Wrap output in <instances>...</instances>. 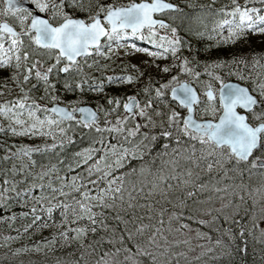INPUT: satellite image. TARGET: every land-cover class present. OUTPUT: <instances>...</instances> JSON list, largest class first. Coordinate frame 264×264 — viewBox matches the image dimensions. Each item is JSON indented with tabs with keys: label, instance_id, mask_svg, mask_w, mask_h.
<instances>
[{
	"label": "snow or ice",
	"instance_id": "snow-or-ice-1",
	"mask_svg": "<svg viewBox=\"0 0 264 264\" xmlns=\"http://www.w3.org/2000/svg\"><path fill=\"white\" fill-rule=\"evenodd\" d=\"M215 0L208 5H201V8L207 7L211 9ZM258 3L264 7V0H258ZM248 0H245V6L241 7L236 4V0H232V7L221 6L216 9V15L223 14V18L219 19L215 24V29L221 30L227 28V38L221 34V39L227 42H234L237 39L244 37L247 32L262 33L264 34V11L257 7H248ZM28 5H31L29 7ZM65 7L79 8L81 11L91 12L92 14L87 19L73 18L67 12L64 11ZM191 8L193 5L188 4ZM37 13L44 14L38 15ZM102 15V20H101ZM0 16L4 17L0 21V69H10L11 75L5 78V82L0 84V89L8 88V92L11 95V86L14 84L19 90L21 95L13 97L11 100H5L0 103V117L7 119L10 123L7 126V131L10 135L24 136V135H43L44 137L51 136L54 140L52 145H49V150L56 147V133L59 132L64 137L63 142H71V138L66 135V130L61 127L66 121H74V125H68V127L81 126L88 132L98 133H124L127 132L128 137L135 136L139 133L140 124H136L135 128L125 129V122L129 118L135 119L139 116L143 121L144 126H150L152 128L157 127V121L154 119L161 118L159 122V135L165 140H171L175 138L177 143L181 142V137L187 138L192 142H198L201 145V160L207 162V169L210 171L214 168V164L211 160H207V157L215 156V166L224 169L226 164H231L233 171H238L243 165V170L248 171L250 169H260V175L264 180V77L261 78L259 84L256 83L255 78H252V87L241 86L231 82H225L219 75H214L211 71H207L209 68L224 67V61L213 62L207 65L206 74L211 77L219 88L213 90L211 84L205 83L203 91L198 95L187 83L177 82L176 76H171L166 83H160L159 87L152 88L151 84H146L142 91L145 93L147 99L141 106L140 102L135 96H128L123 102V110L125 115L123 118L116 117L115 123H110L107 117L113 114L121 104L119 98L113 100L112 97H108L107 103L109 108L107 111L103 107L97 108L93 111L87 107H77L75 104L71 108L69 107H57L55 105V95L47 96L48 99L53 101L52 107H44L32 99L28 94V89L25 87L33 78L37 81V84H32V88L35 89L38 84H42L47 94L53 90V85L50 82V76L54 69L58 73H68L70 70L75 71L77 74H81V79L74 82L75 90H81L84 84H87V80L83 79V68L80 66L78 58L87 59L93 53L95 55H105L102 51L103 47L107 46L109 53L112 52L113 46L119 47L125 39L135 38L143 40L146 43H150L154 48L158 49L155 52L149 51L145 48H137L135 44H129L134 51L147 52V54L153 58H161L171 53L173 57H177V53L181 47H188L187 44H183L178 36V28L175 26L176 21H183L186 18V14L178 3L170 2V0H140V2L130 3L126 6H116L114 4H97L93 11V5L88 3L85 5L83 0H69L66 4L65 0H3L2 6H0ZM9 18L13 24L8 22ZM197 19V17H192ZM103 21V22H102ZM104 25H107L105 27ZM18 27V31L16 30ZM159 30H164V35L160 34ZM168 33L171 35L169 36ZM195 35H203V33H194ZM159 36V43L156 37ZM46 56L51 62L45 67L44 61L39 57ZM37 57V59H33ZM105 58L110 57L105 55ZM261 60H264V55H256L253 53L251 59V67H256L261 64ZM189 61L187 59L180 60L179 69L181 73H187L192 76L193 79H197L200 73L194 72L192 67H189ZM228 64L235 63L243 66L249 64V61L245 58H234L227 62ZM62 65V66H61ZM91 67V65H89ZM43 69V70H41ZM160 72H169V67L158 68ZM136 71H139L138 69ZM143 75V73H141ZM227 75L236 76L239 80L247 82L249 77L245 76L242 72H229ZM138 77L133 75H121V76H109L108 82H120L126 84H133L137 81ZM150 79V78H149ZM10 82V83H9ZM173 82H176L175 84ZM64 87L71 90L69 83L65 82ZM92 91L99 92L101 88L96 85L95 80L91 86ZM170 89L167 94L171 97V101L181 109H185V113L182 115L174 107L169 108L168 104H164V108L167 111H161L158 107H152V100L156 99L161 101V98L166 95L165 90ZM201 95L205 100L201 101ZM217 97L218 104L217 107ZM41 99H45V96H41ZM201 103L204 104L203 109L200 110L201 116L207 114L213 119L209 120H197L195 115L200 108ZM240 110H243L242 112ZM43 111L45 114L43 117L38 115ZM76 113H79L77 118ZM98 113H102L106 118L104 120V127H100L98 124ZM218 113V116H217ZM24 117H27L25 119ZM175 129V131H173ZM0 131H3L0 129ZM148 138L147 134L141 135V141ZM151 140H155L156 136L152 135ZM103 140V136H101ZM61 142V146L63 144ZM95 142V141H94ZM144 145L140 142L133 145V150L125 148L122 153L117 155L114 164L116 167L123 165V162L129 157L134 156L136 151H139ZM192 147L193 153L195 152L194 145ZM115 148V145L112 146ZM163 148L167 150L168 144H164ZM40 151L41 148H28L21 146L17 148L16 152L12 153L14 157L23 156L31 159L32 151ZM226 150V151H225ZM187 149H185V152ZM86 155L76 153V156H80L79 164H86L87 160L91 159L94 154L93 149H85ZM165 153H161L164 155ZM5 161L9 159L5 154L3 157ZM105 159L103 155L100 156L95 163L88 165V176L97 174V180L102 179L106 185L105 188H98L97 194H92L86 186L80 183V180L73 176L69 182L70 186L74 189L85 187L84 191H80L81 200L76 201L79 206V217L87 218L95 223L93 219L95 213L92 212V208L98 205L90 203V201H98L99 205L104 207H114L116 201H123L127 204L128 208H133L134 205L129 202L135 197L131 194L128 195L127 201L124 200L125 191L131 192V189L124 187V181L121 177H112L111 169L113 164L104 165L101 167V162ZM188 159V157H185ZM165 163H172L175 165L176 161H166ZM193 167L197 165V159L193 156L191 158ZM55 168V165L52 166ZM22 170V169H21ZM52 169H49L50 172ZM15 174V169H12ZM136 171V170H133ZM140 172H144L145 169H140ZM251 174V173H250ZM43 175H48L45 172L41 175L40 179H43ZM191 177V171L187 173ZM175 175L172 179H175ZM36 178L33 177V180ZM61 180L60 189L48 185H36L33 183L32 188L49 187L53 192H58L60 195H67L63 192L65 187L62 177H58ZM119 179V183L117 180ZM168 179L167 176L161 172L159 176H154L152 187L149 189V195L158 192L161 197L166 198V191L163 189V184ZM4 191L0 193V201H7L9 197L7 193L11 190L16 191L15 184L12 188H8L9 181L7 178L3 181ZM89 183L95 184V180H90ZM192 183L190 180L181 179L180 185L186 186ZM194 191H185V198H191L196 192H200L209 188L207 184H195L192 183ZM172 186L169 185V188ZM238 187H243L239 185ZM133 189L136 192H141V188L133 185ZM212 192H223L224 189L218 187H211ZM260 191L264 193V183L261 185ZM17 196L23 197L24 194L31 196V192L28 188H25L22 192L16 193ZM236 196L237 201L241 199L238 193H233ZM43 199V197H40ZM106 199H110L112 203H106ZM39 203V200H37ZM197 204L202 202L197 201ZM59 203L52 205L49 208L44 209L45 212L51 213L53 207H59ZM180 206L183 208L184 201H180ZM232 206L231 200L221 204V208L207 209V214L211 215L213 211L223 215L224 221L233 222L239 224L238 221H232L230 215L224 211V209ZM43 208V205H41ZM139 207H144L139 205ZM151 212L152 205L148 206ZM238 210L239 205L232 206ZM67 213L69 208L68 203L63 204ZM163 209L157 213L158 216L163 215ZM191 213L197 211L203 213V208L189 209ZM73 216H77L75 207L72 209ZM35 214V208L33 209ZM234 211L232 215H236ZM179 215H183L180 213ZM36 220L40 217L36 216ZM151 218V216H149ZM193 218L192 216L189 217ZM9 220L13 217H8ZM119 219V217H117ZM178 214L173 212L169 216V220H177ZM218 219V217H213ZM261 219H264V209L261 210ZM200 224L207 223L201 219L198 221ZM158 224L163 225V220H158ZM150 226L146 224H139L135 227V233L143 235L145 230ZM188 225L179 223V227L174 231H180L187 228ZM163 229H155L151 231V234L147 236L145 240V247L137 246V254L149 255L152 259V264H170L171 255H181L180 253L170 252V246L165 240L163 235L158 236V232H162ZM243 228L240 229V234H243ZM264 233V230H261ZM84 229L76 228L73 230V239L77 236H82ZM64 236L65 233H60ZM129 239H132V233H128ZM198 236H202V233H197ZM223 235L228 238L227 248H231L233 236L231 230L227 227L223 229ZM251 235V230H249ZM67 238V237H65ZM9 239V237H5ZM160 241H164L162 245ZM186 243V242H185ZM217 246L225 247L220 239L214 241ZM156 249V253H150L147 248ZM127 251V249H125ZM119 251V250H118ZM211 251V249H208ZM240 253H245V248H239ZM108 255V253H105ZM165 257H168L166 260ZM107 264V262H103Z\"/></svg>",
	"mask_w": 264,
	"mask_h": 264
},
{
	"label": "trees",
	"instance_id": "trees-1",
	"mask_svg": "<svg viewBox=\"0 0 264 264\" xmlns=\"http://www.w3.org/2000/svg\"><path fill=\"white\" fill-rule=\"evenodd\" d=\"M133 0H83L85 5L91 3L93 5V11L97 4H114L124 5ZM173 3H178L186 14V18L181 21L174 22L178 27V36L183 44H187L188 47H181L177 53V57H173L171 53H168L163 57L164 66L169 67L170 74L179 66L180 60L187 59L189 67L193 68L194 72L204 73L206 67L213 62L224 61V67L209 68L207 71H216L221 75L224 81L235 80L242 84L252 85V78H255L256 83L261 82V78L264 77V67L257 65L251 67V59L253 53L256 55H264V48L257 49L253 44V36L256 33L247 32V34L235 40L234 42H225L220 39V33L217 36V29H215V19L223 17V14L216 15V9L221 6L232 7V0H215L211 9L201 5H208L212 3V0H170ZM69 0H65L67 4ZM191 3L193 7L189 8L188 4ZM236 4L245 6V0H236ZM248 7L261 8L264 11V7L258 3V0L248 1ZM64 11L72 17H79L81 19H87L91 12L81 11L77 8L65 7ZM197 17V19H192ZM227 28L223 29L224 37L227 38ZM201 32L203 35H195L194 33ZM138 44H148L154 49V52L158 49L152 47L149 43H143L138 41ZM94 53L85 59H79V62H85L86 67L83 69V79L89 80L87 77L88 71L95 66L103 65L94 61L89 63L94 58ZM245 58L249 61V64L240 66L235 63L228 64V61L234 58ZM35 57H33L34 59ZM168 62V63H167ZM261 64H264V60H261ZM91 65V67H89ZM134 66L120 68L124 69L123 72L132 73ZM229 72H242L249 79L247 82L239 80L236 76L227 75ZM167 72H161V75H165ZM225 74V75H224ZM11 75V70L0 69V84L5 82V78ZM169 76V75H168ZM150 78V79H149ZM81 79V74H77L75 71H69L68 73H53L50 76V82L53 85V90L45 93V89L42 84H38L35 89L32 88V84H37V81L33 78L26 86L29 96L38 101L40 104L48 105L53 103L47 96L55 95V102H59L65 106L72 107L81 104H94L105 107L108 110V97H112L113 100L119 98L122 102L128 93L134 91L124 88L119 83H112L105 85L107 87H101V91H92L91 85L84 84L81 90H75L74 82ZM141 85L136 89V96L139 98V92L146 84H151L160 80V77L155 75H144ZM62 80V81H61ZM65 82L69 83L71 90L64 87ZM10 83V82H9ZM14 84H10L12 87ZM129 87V86H127ZM8 90V88L0 89V94ZM41 96H45V99H41ZM45 107V106H44ZM121 106L107 119L110 123H115L116 117L122 113ZM98 124L100 127H104V120L106 119L102 113H98ZM199 113H197L198 115ZM41 117L45 114L43 111L38 113ZM201 116V114H200ZM203 117H211L209 115H203ZM25 118V117H24ZM212 118V117H211ZM74 121H66L61 127L66 130V135L71 138V142H63L64 137L56 133V147L49 150L48 146L54 143L51 136L44 137L43 135H24L16 136L10 135L0 122V193L4 191L5 178L8 179V188L11 189L15 184L16 191H9L7 201H0V234L7 235V237H14L18 239H27L30 243L53 241L51 246V253L56 261L71 260L73 262L83 264H152L151 256L137 254V246L145 247V240L151 231L155 230L148 228L143 235L132 233V239H129V235L121 232L122 229L117 225L116 227L107 228L106 219H101L99 222L92 223L88 219L81 218L71 222V227L84 229L82 236H77L73 239V232L71 228L66 227V220L69 216L65 217L63 211V204L70 198L78 199L82 187L74 189L70 186L69 182L73 176L80 180V183L85 186L90 180L97 178V174L88 176V165L95 163L96 160L103 155L105 158L113 153H118L122 149L123 142L122 135L117 133H98L95 131L88 132L81 126L68 127V125H74ZM156 131L150 132L151 135H157L155 141L150 144V148L141 156L136 157L128 163H123L122 166L116 167L113 170L112 177L125 175L128 172L135 175L140 169H147L152 171L159 169L163 166L165 153L175 144L171 140H165L159 135L160 129H152ZM103 136V140H101ZM95 141V142H94ZM61 142H63L61 146ZM168 144L167 150L163 148L164 144ZM115 145L113 149L112 146ZM21 146L36 149L41 148L40 151H32L31 159L23 156L22 154L17 158L12 155L16 152L17 148ZM85 149H93L94 154L91 159L87 160L86 164H79L80 156H76V153H81L83 156ZM8 155L9 159L5 161L3 157ZM105 159L101 162V167L106 165ZM55 165L53 169L52 166ZM12 169H15L13 174ZM22 169V170H21ZM49 169H52L50 172ZM136 170V171H133ZM48 172V175H43V179H40L41 175ZM33 177L36 179L33 180ZM58 177H62L65 187L63 192L67 195H60L58 192H53L49 187L32 188L31 185H48L60 189L61 180ZM105 185L102 179L99 180L97 186L100 188ZM25 188H28L31 192V196L24 194L23 197L17 196L16 193L22 192ZM43 197V199H40ZM39 200V203H37ZM59 203V207H53L51 213H47L44 209L51 207L54 204ZM43 205V208L41 207ZM35 208V214L33 209ZM6 212V213H5ZM5 213V214H4ZM183 213V215H179ZM178 221L175 226H167L162 228V232H158L157 235H163L165 240L170 246V252L180 253L181 255H171L170 264H264V248L263 246L253 245V231L254 226L250 224L247 216H236L232 218V221H238L239 224L231 222L229 229L231 230L233 240L231 248L228 249V238L223 235V229L225 222L223 216L219 214H211L195 216L190 211H179ZM36 216L40 219L36 220ZM192 216L193 218H189ZM8 217H13L9 220ZM218 217V219H213ZM205 220L207 223L200 224L199 220ZM179 223L187 224L188 227L181 229L180 231H174L179 227ZM243 228V234H240V229ZM251 230V235H249ZM60 233H65L61 236ZM120 233V235H118ZM197 233H202V236H198ZM185 235V237H184ZM119 236V237H118ZM67 237V238H65ZM252 237V238H251ZM220 239L225 245L224 248L218 249L214 241ZM186 242V243H185ZM163 245L164 241H160ZM212 245H216L215 247ZM245 248V253H240L239 248ZM127 249V251L125 250ZM211 249V251H208ZM119 250V251H118ZM148 252L155 254L156 249L147 248ZM108 253V255H105ZM86 261L85 260V258ZM167 260L168 257H165ZM0 264H43L40 261H8L0 260Z\"/></svg>",
	"mask_w": 264,
	"mask_h": 264
},
{
	"label": "rangeland",
	"instance_id": "rangeland-1",
	"mask_svg": "<svg viewBox=\"0 0 264 264\" xmlns=\"http://www.w3.org/2000/svg\"><path fill=\"white\" fill-rule=\"evenodd\" d=\"M241 7H244V5H242ZM222 18L223 17H220L219 19ZM218 20L217 18L215 19V24L218 22ZM159 31L161 35L165 34L164 30H159ZM219 33H220L219 38L221 39V34L224 35V33L223 32L221 33V30L217 29V36L219 35ZM226 34H228L227 31ZM168 35L170 36L171 34L168 33ZM156 39L157 42L159 43V36H157ZM253 39H254L253 44L257 47V49L264 48V34L256 33L253 36ZM138 41H142L143 43H146L143 40H138L135 38L125 39L122 42L121 46L119 47L115 46L114 44L111 53H109L107 46L103 47L102 49L103 53L110 58L106 59L105 55H94V58H92L89 63H94V61H97L99 63L100 62L103 63V65L95 66L93 69L88 71L89 72L87 74V77L89 79L87 80L88 85L92 86L93 80H95L96 85H99L100 88L107 87L112 83L114 84L119 83V85H122L124 88L134 91L133 93L132 92L128 93L126 98L128 96H135L136 99L140 102L141 106H143V103L145 102L147 97L145 96V93L141 91L138 93L139 94L138 95L139 98H138L136 96V91H137L136 89L141 85L142 81L144 80L143 79L144 75L146 76L150 74L160 77L159 81L153 83L154 88L159 87L160 83H166L171 76H176L177 82H181V81L191 82L196 87V89H198L200 93L203 91L205 83L211 84L213 90L219 87V84H217L214 80H212L211 77H209L206 74V72L200 73V76L197 79H193L192 76L188 75L186 72L181 73L179 66L171 74H170L171 71L170 70L164 76L161 75V72L158 70V68H162V66H164L165 62H163V57L153 58L149 56L147 52L134 51L131 47L127 46L129 44H135L137 48H145L148 49L149 51L154 52V49L151 48L148 44L141 45L138 44ZM34 59H37V57H35ZM39 59H42L44 61L45 67L47 66L48 63L51 62L46 56L39 57ZM79 63L80 66L85 70L86 63L85 62H79ZM130 66H134L132 68L134 70L132 73L123 72L124 69L123 70L120 69L122 67L125 68ZM137 69L139 71H136ZM211 72L214 75H219L217 74L216 71H211ZM53 73H57V71L54 69ZM141 73H143V75H141ZM121 75H133L138 77V79L133 84L108 82L107 80V77L109 76H121ZM219 76L222 77L221 75ZM173 83L175 84L176 82ZM29 85L30 83L25 85V87ZM245 86H247L248 88L252 87V85H246V84ZM169 90L170 89L165 90L166 95L161 98V101H157L156 99H153L152 107L156 108L159 106L161 111H167V109L164 108V104L167 103L169 108L174 107L177 111H179L183 115L185 111L177 107L175 103L169 99L167 94ZM20 95L21 93L19 92V90L15 87V85H13L11 87V95L9 94L8 90L0 94V103H3L6 99L11 100L14 96L18 98ZM37 100H38L37 103L40 104L39 103L40 100L39 99ZM124 100L120 104L121 108L123 106ZM204 100L205 98L202 97V102ZM40 105L47 107V105L45 104H40ZM91 106L97 110V107L94 104H91ZM103 106L104 105L100 107ZM218 106L219 104L217 101V107ZM203 107L204 104L201 103L200 108L196 112V116L201 119L211 118V117L200 116V110L203 109ZM103 108L106 109L105 107ZM197 113L199 114L197 115ZM123 115L125 114L122 112L120 117L123 118ZM25 119H27V117H25ZM154 119H156L157 121L156 128H152L150 126L147 127L144 126V123L139 116H136L134 120L132 118H129V120L125 122V129L135 128L136 124H140V130L137 135L132 137L127 136L126 130L124 133H119L122 135V139L124 142L121 144V146H123L122 149L120 150V152L113 153L109 155V157L105 158V161L107 162L106 165L110 163L113 164V168L111 169L112 172L113 170L116 169L114 161L116 160L117 155L122 153L125 148L129 149V151H132L134 144L140 142L144 145V147H142L139 151L135 152L134 156H129L123 163H128L132 159L143 155L150 148V144L153 141H155L150 139V137L152 136L150 132L156 131L152 129L159 128L158 125L162 117L161 118L154 117ZM0 122L7 130V126L9 125L10 122L3 117H0ZM173 131H175V129H173ZM142 134H147L148 138L141 141ZM171 141L175 145L172 146L168 151H165L164 163L163 166H161L159 169H154L152 171L145 169L143 173L138 172L137 174L132 175L130 174V172H128L125 175L117 176L118 178L122 176L124 181V187L126 189L132 190L130 193L125 191L124 200L127 201L128 195L131 194L133 197H135V199L129 202H131L134 205V207L128 208L127 204L123 201H116L115 202L116 206L114 207H104L102 205H99L98 201H90V203L94 205H98L92 208V212L95 213L93 217L95 222H99L102 218L106 219L105 221H107V224L110 223V225H107L105 229L107 228L112 229V227H116L117 225H119V227L122 229L121 232L126 234L135 231V227L139 224H146L150 226L149 228L159 229V228H165L168 225L175 226L177 222L175 220H169V216L173 212L179 214V211L185 212V211H189V209L203 208L204 209L203 213L197 211L193 214L195 216L197 215L200 216L201 214L209 215L207 214V209L209 207H211L214 210L219 209L221 208L222 203H226L227 201L231 200L232 206H235L237 204L239 205L238 210L230 206L229 208L224 209V211L230 215L231 219L239 215L247 216L249 218L250 224L254 226V231H253L254 235L253 238L251 237L253 240V245L254 246L261 245L264 248V233H262L261 231L264 230V219H261V210L264 209V193L260 191L261 185L262 183H264V180H262V177L260 175L261 170L250 169L248 171H245L243 170L244 166L242 165L238 171H233L231 164H226L224 169H220L215 166V160L217 159V157L211 156V157H207V160H211L213 162L214 168L210 171H205V169H207V162L205 160L200 159L202 153L200 151L201 145L198 142H192L184 137H181V142L179 143L175 141V138H172ZM190 145H194L195 147L194 153ZM185 149H187L186 152ZM193 156L197 159L196 167H193L191 163V158ZM185 157H188V159H185ZM173 160L176 161L175 165H173L172 163H165L166 161L171 162ZM189 171H191V177L187 175ZM161 172H163V174L168 177V179L163 184V189L166 191V198L161 197V195L158 192L149 195V189H151L152 187L154 176H159ZM173 175H175L176 177L175 179H172ZM111 178H112V174L109 176V179ZM181 179L190 180L192 183L195 184H207L210 187L206 188L203 191L196 192L193 197L186 199L184 192L185 191L195 192V189L193 188L192 183L186 186H181L180 185ZM93 180L96 181L95 184L88 182L85 184V186L92 194H97V189L99 188L97 184L99 183V180H97V178ZM117 183H119V179L117 180ZM133 185L141 188V192H136L133 189ZM169 185H171L172 187L169 188ZM239 185H243V187H238ZM105 187L106 185H103L100 188H105ZM211 187L222 188L224 189V191L212 192L210 190ZM81 190L84 191L85 187H82ZM233 193H238L241 199L237 201L236 196ZM79 200H81L80 196L78 199L70 198L66 202L69 204L67 213L64 214L65 217L69 216V218H67L66 220V227L71 228L72 232L76 228L71 227V222L77 219H81L79 217V206L78 204H76V201ZM180 201H184L185 206L183 208L180 206ZM197 201H200L202 203L197 204L196 203ZM105 202L112 203L110 199H106ZM149 204L152 205L151 212L147 207ZM139 205H143L144 207H139ZM73 207H75L76 212L78 214L75 217L73 216V212H72ZM161 209L164 210L163 215L158 216L157 213L160 212ZM63 211L65 212L64 208ZM234 211L237 212L236 215H232ZM212 214H219L223 216L222 214L217 213L215 211H213ZM149 216H151V218H149ZM117 217H119V219H117ZM158 220H163L165 223L163 225L158 224L157 223ZM230 223L231 221L228 222L227 224L225 223V227L229 228ZM118 235H120V233ZM5 237H7V235L0 234V260L18 261V262L40 261L43 264H76L71 260H65L61 262L56 261V259L53 258L51 253V246L54 243L51 240L30 243L26 238L18 239L16 241L14 237L9 236V239H5ZM212 246L215 247L216 245H212ZM220 248L221 247H218V249ZM77 264H83V262Z\"/></svg>",
	"mask_w": 264,
	"mask_h": 264
},
{
	"label": "water",
	"instance_id": "water-1",
	"mask_svg": "<svg viewBox=\"0 0 264 264\" xmlns=\"http://www.w3.org/2000/svg\"><path fill=\"white\" fill-rule=\"evenodd\" d=\"M133 2H136V3H138V2H140V0L139 1H132V2H130V3H133ZM130 3H128V4H130ZM127 4V5H128ZM29 7H31V5H28ZM126 6V5H125ZM122 7V6H121ZM38 15H42V14H40V13H37ZM43 16V15H42ZM80 19V18H79ZM101 20H102V15H101ZM105 27H107V25H104ZM79 59V58H78ZM181 82H183V83H187L190 87H192L193 88V90L194 91H196L197 92V90L195 89V87L190 83V82H187V81H181ZM226 82H231V83H235V84H240L241 86H245V85H243V84H241V83H239V82H236V81H226ZM169 92H170V90H169ZM197 94H198V92H197ZM199 95V94H198ZM168 97H169V99L171 100V97L168 95ZM217 100H218V97H217ZM55 105L57 106V107H67V106H64V105H62V104H60V103H57V102H55ZM53 106V103L52 104H50V105H48V107L50 108V107H52ZM77 107H87V108H91L93 111H95V109L91 106V105H88V104H82V105H78ZM122 110H123V107H122ZM184 111H186L185 109H183ZM241 112L243 111V110H240ZM123 113H124V110H123ZM76 116L77 117H79V113H76ZM195 119H197L196 117H195ZM197 120H201V119H197ZM203 120H209V119H203Z\"/></svg>",
	"mask_w": 264,
	"mask_h": 264
},
{
	"label": "flooded vegetation",
	"instance_id": "flooded-vegetation-1",
	"mask_svg": "<svg viewBox=\"0 0 264 264\" xmlns=\"http://www.w3.org/2000/svg\"><path fill=\"white\" fill-rule=\"evenodd\" d=\"M2 4H3V0H0V6H2ZM44 15V14H43ZM3 19H5L4 17H2V16H0V21H2ZM8 22L10 23V24H13V22H12V20L9 18V20H8ZM13 26L15 27V25L13 24ZM16 30L18 31L19 29H18V27H16Z\"/></svg>",
	"mask_w": 264,
	"mask_h": 264
},
{
	"label": "bare ground",
	"instance_id": "bare-ground-1",
	"mask_svg": "<svg viewBox=\"0 0 264 264\" xmlns=\"http://www.w3.org/2000/svg\"><path fill=\"white\" fill-rule=\"evenodd\" d=\"M61 81H62V80H61ZM5 213H6V212H5ZM5 213H4V214H5Z\"/></svg>",
	"mask_w": 264,
	"mask_h": 264
}]
</instances>
